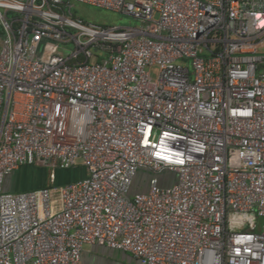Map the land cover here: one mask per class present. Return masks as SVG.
Segmentation results:
<instances>
[{
	"label": "built area",
	"instance_id": "2783aa9c",
	"mask_svg": "<svg viewBox=\"0 0 264 264\" xmlns=\"http://www.w3.org/2000/svg\"><path fill=\"white\" fill-rule=\"evenodd\" d=\"M0 29V264H264V0H0ZM25 166L49 184L5 191Z\"/></svg>",
	"mask_w": 264,
	"mask_h": 264
},
{
	"label": "rangeland",
	"instance_id": "374dc122",
	"mask_svg": "<svg viewBox=\"0 0 264 264\" xmlns=\"http://www.w3.org/2000/svg\"><path fill=\"white\" fill-rule=\"evenodd\" d=\"M71 4L72 13L76 16L83 17L87 21L96 22L104 26L132 27L140 25V21L138 19L121 12L76 1H71ZM155 73L156 70H154V74ZM48 174L49 170L44 167H22L19 171H15L6 177L4 189L5 191L20 192L44 187L46 184H49ZM152 175H154L152 171L144 168L140 169L135 177L131 192L135 193L138 191H146L148 189V181ZM168 175V173L164 174L165 177H169L171 180L174 178L172 174ZM40 176H42L41 179ZM79 177L80 176H76L75 168L58 169L56 183L52 184V186H59L63 183L74 181ZM171 180L168 181L171 182ZM164 184L166 185L168 183L163 181L161 185ZM94 257L95 259L100 258L101 260H106L108 263L112 262L111 264H118L121 257H126L124 260L126 264H137L136 259L127 252L109 249H106L103 252L101 248L97 251L95 250V247L86 246L83 253V260L92 262Z\"/></svg>",
	"mask_w": 264,
	"mask_h": 264
},
{
	"label": "crops",
	"instance_id": "0c3cea01",
	"mask_svg": "<svg viewBox=\"0 0 264 264\" xmlns=\"http://www.w3.org/2000/svg\"><path fill=\"white\" fill-rule=\"evenodd\" d=\"M21 169V168H20ZM19 169V170H20ZM76 169V176L78 177V176H83L84 174H85V170H84V168L83 167H78V168H75ZM18 170V171H19ZM75 174V173H74ZM42 177V176H41ZM63 184H65V183H63ZM94 248V247H93ZM102 249V251L104 252L107 248H104V247H102V246H95V250H97V251H99V249ZM121 260H119V262H118V264H126L125 263V259H126V257H121L120 258ZM98 260V261H97ZM104 262V264L106 263L105 262V260H101L100 258L99 259H95V257L93 258V261L92 262H87L86 260H83V264H101V262Z\"/></svg>",
	"mask_w": 264,
	"mask_h": 264
},
{
	"label": "flooded vegetation",
	"instance_id": "af4514ba",
	"mask_svg": "<svg viewBox=\"0 0 264 264\" xmlns=\"http://www.w3.org/2000/svg\"><path fill=\"white\" fill-rule=\"evenodd\" d=\"M40 179H41V176H40ZM102 247H104V246H102ZM106 248H107V247H106ZM107 249H109V250H114V249H110V248H107ZM116 251H118V250H116ZM105 262H106L105 264H111V263H112V262H111V263H108L106 260H105ZM101 264H104V262L102 261Z\"/></svg>",
	"mask_w": 264,
	"mask_h": 264
},
{
	"label": "trees",
	"instance_id": "16d2710c",
	"mask_svg": "<svg viewBox=\"0 0 264 264\" xmlns=\"http://www.w3.org/2000/svg\"><path fill=\"white\" fill-rule=\"evenodd\" d=\"M0 32H1V29H0ZM46 185H47V184H46ZM46 185H45V186H46Z\"/></svg>",
	"mask_w": 264,
	"mask_h": 264
}]
</instances>
